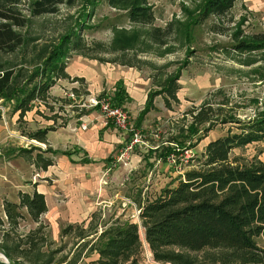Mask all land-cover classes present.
I'll list each match as a JSON object with an SVG mask.
<instances>
[{
	"label": "rangeland",
	"instance_id": "obj_1",
	"mask_svg": "<svg viewBox=\"0 0 264 264\" xmlns=\"http://www.w3.org/2000/svg\"><path fill=\"white\" fill-rule=\"evenodd\" d=\"M90 1L96 3H89ZM205 1L147 0L155 13L152 24L132 23L126 16L124 7H112L107 0H77L73 5L63 3L54 13L31 17L30 27L23 28L27 35L26 50L22 46L14 53L0 55L1 62L19 64L26 53L32 56L33 52H38L46 44H57L64 34L74 29L80 33L83 42L91 46V56L72 51L66 60V70L70 78L56 80L55 89L53 93L50 92L52 98L49 103L35 101L34 109L29 111L28 116L40 118L42 121L57 119L56 124L60 125L71 116L77 117L83 110H90L89 116H86L89 124L98 122L112 127L121 135L123 132L112 121L105 119L99 110L84 106L83 103L90 98L103 96L118 102V99L115 100L116 91L124 86L128 96L123 106L129 113L133 127L141 135V142L136 145L128 159L114 161V156L116 158L118 153L110 157L109 161L113 160L112 170L100 178V183L108 185L109 190L118 195L112 199L111 204L95 208L97 214L88 221L92 222L94 228L89 235L85 239H78L75 236L79 229H74L71 234L57 241L49 239L43 248L46 254L65 246L55 255V264L63 257H68L67 260L71 261L81 251L78 264H95L93 260L97 257V252L89 250L90 246H82L87 241L94 240L97 227L101 230L105 222H111L120 215L125 220L131 219L138 223L141 234L144 227L135 200L153 198L163 187L175 184L174 180L185 170L198 164L206 144L226 134L232 126L217 125L196 147L184 150L176 147L177 152L163 161L161 155L165 152L164 147L169 144L178 146L170 143L176 137L184 139L181 129L191 120L188 111L193 106H200L210 98L214 101V107L220 106L242 119L264 109V48L251 51L234 48L240 41L264 38V0H239L225 17L211 16L200 22L197 18ZM20 7L25 14H29L24 2ZM169 24H172V30L162 33V39L166 43L156 42L151 32L158 27L165 29ZM96 42H102L105 48L96 49ZM123 42L131 43L126 45L128 50L114 51ZM30 58L28 57L29 60ZM116 59L118 62L113 61ZM122 59L135 66L122 64ZM130 67L132 68L129 69ZM126 72H132L128 77L131 90L136 94V102L124 84ZM171 75H179L178 100L172 99L171 107L168 108L162 95L154 97L153 107L146 114L141 127H137L138 115L147 104L145 98L148 96V100L152 92L160 89L155 82L162 83ZM76 77H83L84 81H75ZM91 89L93 90L90 91ZM65 92H73L76 97L69 103ZM14 106V101L0 102V166L5 162H14L18 171L23 166L24 177L28 176L26 173L30 174L24 181L27 184L30 178L36 180V171L31 175L33 169L37 168L34 167L33 160L29 159L30 155H20L19 148L31 149L32 146H38L31 153L33 159L38 160L37 153L40 149L45 150L47 146L38 140L36 143L30 141L32 139L26 135L43 128L31 121H25L19 112L14 111ZM43 155L50 157L48 153ZM234 156H243L248 160L257 157L264 161V139L235 148L231 154V157ZM133 158L135 163H132ZM119 163L123 168L116 172ZM4 172L0 170V178L4 177ZM0 216L5 219L1 212ZM88 222H85V228L88 227ZM34 226L28 215L17 229L7 223H0V246L5 241L4 232H9L11 243L25 248L23 236ZM257 240L260 245H264V236ZM142 243L144 264H171L155 261L150 247L143 239ZM16 257L18 258V254ZM19 260L24 264L30 262L25 257Z\"/></svg>",
	"mask_w": 264,
	"mask_h": 264
},
{
	"label": "trees",
	"instance_id": "obj_2",
	"mask_svg": "<svg viewBox=\"0 0 264 264\" xmlns=\"http://www.w3.org/2000/svg\"><path fill=\"white\" fill-rule=\"evenodd\" d=\"M76 1L0 0V55L14 53L22 46L26 50L27 35L24 34L23 28L30 27L31 17L54 13L59 5H73ZM237 1L239 0H206L197 19L202 22L211 16L223 18L229 14ZM23 2L29 14H25L20 7ZM107 2L112 7H124L126 16L134 24H152L155 20V13L147 0ZM89 3L95 4L96 1ZM171 30L172 24H169L165 29L155 28L151 35L156 42L165 44L162 33ZM129 44L131 43L123 42L120 48L114 51H127L126 45ZM94 47L104 49L105 44L96 42ZM234 48L240 51L262 49L264 38L240 41ZM90 49L91 46L83 42L80 33L73 29L64 34L57 44H46L38 52H33L32 56L26 53L19 64L0 61V102L14 101V111L19 112L20 117L34 109L35 101L41 100L48 104L56 80L70 78L66 70L69 54L78 51L90 57ZM28 57H31L30 60ZM97 59L105 61L103 58ZM113 61L118 62L117 59ZM121 63L135 66L126 60ZM178 78L179 75H171L162 83L155 82L160 89L151 93L141 116L149 113L154 105L152 100L156 96L162 95L168 108L171 107L172 99L178 100ZM74 79L84 81L83 77ZM127 96L124 86L118 88L115 99H118V102L114 103L123 106ZM67 99L69 103L72 100ZM89 111L83 110L80 116L90 113ZM188 114L191 120L181 129L184 139L176 137L170 143L178 146L169 144L164 147L165 152L161 155L163 161L177 152L176 147L181 150L196 147L217 125L232 126L226 134L206 144L198 164L185 170L174 180L175 184L163 187L153 198L135 200L152 258L157 262L171 264H264V245H260L257 240L264 236V161L257 157L252 160L243 156L231 157L235 148H242L264 139V109L242 119L226 112L220 106L214 107V101L209 98L200 106H193ZM53 120L57 125V119ZM55 129L56 126H49L26 136L47 143L48 132ZM37 148H19L18 151L20 155H30L29 159H32L36 166L47 169L54 162V151L48 147L45 150L40 149L36 160L31 153ZM43 153L50 154V157H45ZM24 208L27 209L31 220L38 223L36 228L23 236L26 247L12 244L9 232H4L5 241L1 247L18 264H24L19 260L21 257L29 259V264H55V255L65 246L50 254L43 251L49 241L47 225L40 220L41 215L47 211L43 193L20 192L19 203L5 200L6 220L0 216V223L19 228L22 220L26 218ZM96 214V211L93 212L91 218ZM85 227L84 224H69L63 228L62 236L65 237L74 229H79L75 237L85 239L94 229L91 221L88 227ZM96 229L93 243L87 241L82 246H90L89 250L99 254L95 264H144L138 223L131 219L125 220L120 215L111 222H105L101 230L99 227ZM81 253L82 251L71 261L67 260L68 257H63L56 264H77ZM0 264L6 263L0 259Z\"/></svg>",
	"mask_w": 264,
	"mask_h": 264
},
{
	"label": "crops",
	"instance_id": "obj_3",
	"mask_svg": "<svg viewBox=\"0 0 264 264\" xmlns=\"http://www.w3.org/2000/svg\"><path fill=\"white\" fill-rule=\"evenodd\" d=\"M131 73H125L124 84L136 102V94L132 92L133 89L131 90L130 77H128L131 76ZM83 77L86 76L83 75ZM134 77L136 79L137 75ZM86 81L90 83V80ZM135 85L140 84L135 83ZM54 89V87L51 89V93ZM28 113L24 116L25 121H31L39 128L56 126L55 130L48 132L47 143H42L54 151L52 154L54 162L47 169L35 166V163L32 162L37 169H33L31 176L36 171L37 177L36 180L30 178L28 180L30 182L27 184L24 181L30 174L28 172L26 173L28 176L24 177L23 166L18 171L14 162L1 164L0 170L5 172L4 177L0 178V212L5 217V200L19 203L20 192L33 194L38 191L43 193L47 202V211L41 215L40 220L47 225L48 238L57 241L63 238V228L69 224L85 225V222L91 219V214L95 212L97 206L111 204L112 199L117 197L118 193L111 192L108 185H101L100 178L112 170L111 162L113 160L109 161L110 157L118 153L124 146L126 135H119L112 127L103 126L98 122L89 124L88 114L71 116L65 123L55 125L52 119L42 121L40 118L29 117ZM146 116H141L139 113L137 126L141 127ZM85 122L88 123V127L83 129L81 126ZM132 163H135V158ZM118 167L116 172L123 168L121 163ZM18 172L22 174L19 175ZM23 213L28 215L26 208L23 209ZM32 222L35 224L32 228L34 229L38 223ZM98 258L99 254L97 253V257L93 261ZM82 260L83 258H81Z\"/></svg>",
	"mask_w": 264,
	"mask_h": 264
},
{
	"label": "built area",
	"instance_id": "obj_4",
	"mask_svg": "<svg viewBox=\"0 0 264 264\" xmlns=\"http://www.w3.org/2000/svg\"><path fill=\"white\" fill-rule=\"evenodd\" d=\"M65 93L66 97L72 100L76 97L73 92ZM83 105L99 110L105 119L112 121L116 128L121 130L123 134L127 136L124 146L116 155V159L117 161H123L126 158L128 159L129 155L134 151L136 145L141 142V135L139 131L133 127L127 109L123 106L115 104L110 97L106 96L90 98L87 102H84ZM81 127L86 129L88 127V123H83Z\"/></svg>",
	"mask_w": 264,
	"mask_h": 264
},
{
	"label": "water",
	"instance_id": "obj_5",
	"mask_svg": "<svg viewBox=\"0 0 264 264\" xmlns=\"http://www.w3.org/2000/svg\"><path fill=\"white\" fill-rule=\"evenodd\" d=\"M33 140H35V139H32V140H30V141L34 143ZM144 236H145V231H144ZM145 240H146V236H145ZM0 255L3 256L4 258H6V260H2V259L0 258L1 261H3L4 263H6V264H18L13 258H11V257L7 254L6 250H5L3 247H1V246H0Z\"/></svg>",
	"mask_w": 264,
	"mask_h": 264
},
{
	"label": "bare ground",
	"instance_id": "obj_6",
	"mask_svg": "<svg viewBox=\"0 0 264 264\" xmlns=\"http://www.w3.org/2000/svg\"><path fill=\"white\" fill-rule=\"evenodd\" d=\"M124 107V106H123ZM34 143L38 142L37 140H33ZM141 237L142 239L146 242V244L148 245L147 241L145 240V236H144V229L141 230ZM149 246V245H148ZM1 258H3L4 260H6V258H4L3 256L0 255Z\"/></svg>",
	"mask_w": 264,
	"mask_h": 264
}]
</instances>
